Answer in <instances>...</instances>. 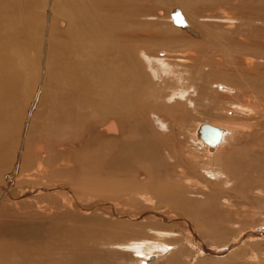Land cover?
<instances>
[{
	"label": "bare ground",
	"instance_id": "obj_1",
	"mask_svg": "<svg viewBox=\"0 0 264 264\" xmlns=\"http://www.w3.org/2000/svg\"><path fill=\"white\" fill-rule=\"evenodd\" d=\"M139 1L49 0L47 3L49 8L46 6L47 13L57 18L53 21V26L49 28V34L52 37H50L49 41L52 42H48L51 43L50 45L53 44V48H50L55 50V61L59 71L57 80L59 88L61 84L58 98L59 115L56 122L75 130L70 133L63 132V135L67 134L63 139L47 145H40L37 147V153H39L41 160L45 161V163L55 161L61 157L69 159L72 156L68 155L69 149L75 148L78 142L86 143L88 140L86 135L89 136L87 145H96L99 138L106 135L110 142L109 148L106 150L105 146L106 151L104 154L103 149L96 151L98 154L97 158L101 160L103 158V161L106 159L107 171L106 176L103 178L109 179V181L106 180V184L103 187L104 193L110 194L112 191L119 189L133 192V195L140 192L143 194L142 201L144 203L146 201L151 206L149 205L143 212H139L136 215L126 214L127 210L116 208L108 201V203L99 200L97 203L90 200L82 201L75 195V190H72L74 187L63 186L62 184L56 185V183L48 186L29 184L27 185L28 190L15 192L13 188L21 181L14 177L15 173L5 180L3 170H5L4 168H6L12 158L10 156V152L12 154V137L17 133L14 125L16 120L13 118V114L18 112L16 111L17 105H15L18 99V81H15V77L12 74L5 73L0 69V169L2 170L0 172V182L3 179V182L0 183V264H93L94 257L91 259L89 254L78 256L79 254L75 253L82 237L78 233V228H64L61 224L53 221L51 222L52 224L44 226L42 223H38L39 221H22L23 219L20 220V217L11 214L13 206H19L26 201L29 202L30 206H33L35 202L38 206L39 203L37 201L40 199L34 194H49L48 196H52L50 194H53V191L64 194L65 198L68 196L69 199L65 200H69L73 207L82 212L99 211L100 209L104 210L112 207L117 213L112 215H119L126 219H132L130 218L132 215H134V218L137 217V219L147 218L149 222L141 226L153 230L154 234L142 235L140 238H136L139 241L134 240L129 244L113 243L137 248V253L140 255L133 257L132 254L122 253L123 257L128 256L130 258V264L131 262L133 264H159L160 260L165 261L166 264H189L188 258L192 255L187 246L189 243L195 245V248H197L195 250L199 252L211 251L205 241L199 239L197 234H204L210 238V236H214L221 229L227 232L231 229L235 232V237L242 233L241 238H249L248 245H251L254 250L257 249L254 248L255 246L263 242L264 233L259 235L258 232L253 230L243 233L244 229L251 225H247L249 218H252L250 221L253 222L254 227L264 225V210H262L264 207L260 210L258 208L253 209V206L248 202V204L242 203L245 198H248V195H245L248 191L256 196L261 194L258 187H253L250 183L249 186L247 185L245 188L240 189V194L237 190L235 191L231 188V194H227L228 196L220 195L221 197L219 196L220 198H218L220 200L224 198L225 201L221 202L223 211L218 212L219 215L217 217L216 215L210 217L209 214L211 213L208 212V209H203L202 205H198L192 200H187L185 193L201 194L206 201L212 198L211 196H215L216 193L210 191L207 185L193 191L186 187V185L189 186L188 179L192 175L201 178L203 176L199 175V173L202 174L203 172H207L215 177L216 180L224 177L222 182L225 184L229 183L233 177L239 176L245 169L254 172V174L263 175L264 150L260 152L257 149L264 148V103L261 100V97L264 98V84L256 88H249L244 84L237 87L229 82L213 79L211 72H205L200 65L192 63L188 66L185 63L187 56H175L177 62L174 61V65V63L168 61L170 60L168 59V57H171L170 55L165 54L164 57H161L160 54L151 55L147 54L143 47H134L137 45L135 42L138 39L135 31H138L137 29L140 27L136 19L141 15L156 16L152 10ZM156 1L160 2L161 0ZM157 13L164 15L161 8ZM173 17L172 15L171 18ZM4 18L0 16V38L8 35L6 33L7 30L5 31L3 28L8 29L9 27ZM170 25L172 26V24ZM127 27H130L132 32L125 33V28ZM188 27L190 30L191 24ZM12 29L22 32L24 31V25ZM13 30L12 32L14 33ZM191 32L193 33V31ZM197 34L199 35V33ZM72 36L81 40V42L69 45L67 39ZM149 37L156 39L152 35ZM11 38L12 36L7 39L6 44L4 43L1 45L2 47L0 46V62H4L5 57L8 58L4 54ZM14 38H16L15 34ZM69 42L73 43L74 41L71 40ZM218 42L221 41L219 40ZM152 43V46H156ZM89 44H91V50L85 52ZM222 48H225V44H222ZM237 50L243 54L240 49L237 48ZM141 53L146 57L147 61L151 62V69L156 72L155 75L158 74V76L162 77L161 74L163 72L168 75L166 76L169 78V82L172 83L166 94L154 93L150 90L153 92L151 93L146 83L143 82ZM71 55L78 61L72 60ZM152 57L161 63L160 65H162L163 69L158 67V70L155 68L156 65L152 63ZM7 58L6 61L8 60ZM252 58V56L249 57L247 55L245 61L243 59L244 63L248 64V68L253 63ZM237 64L239 66V63ZM88 65H91L90 67L92 68L94 67L92 75L90 74L92 78L90 75V77L88 76V72H85V68ZM104 66L105 68L102 69ZM259 69L264 70V66ZM220 86L223 87L222 90H219ZM213 88L216 89L214 90ZM208 90H210V93L214 92L220 97L235 91L232 94L234 95L233 97L240 96L245 102H254V106L251 107L249 103L233 101L227 97L230 102V108L226 109L225 112H231L232 114L237 112L239 116H231L232 120L225 124L219 122H196L197 124L195 123L196 125L191 129V139L201 148V155L187 149L185 144L181 145L182 141L179 140V143L176 139L177 143L173 145L161 144L168 151L169 160H165L161 164L160 162L154 164L157 157L152 151L157 146L155 144L149 145L146 141L135 140V137L139 136L142 131L143 123L145 124L144 120H141L142 123H140L141 121L137 119V112L138 116L143 115V110L156 114L165 129L170 132L177 129V134L179 135L182 134V129L186 123V113H184L185 109H180L178 106L184 105L188 107L190 103L195 106ZM193 94L196 96H193ZM143 95L145 96L144 100ZM160 98L164 99V101L158 103ZM213 105L218 104L210 103L208 106L211 108ZM221 109L224 110V107H221ZM29 115H32V112ZM4 122L8 123L7 127H2ZM147 130L149 129L147 128ZM28 131L25 134L26 138H28ZM109 134H112V136H109ZM29 138L32 139L33 137L30 136ZM140 142L144 143V145ZM29 143V140H25L22 152L24 159L21 157L22 164L30 163L28 159L25 160ZM231 149H233V158L231 160L228 158L225 161L226 152L228 151L229 153ZM254 154L256 155L255 157H253ZM197 157H201V160ZM144 166L148 168V172L141 182L122 178L124 174L134 172L137 167ZM54 170H57V168ZM48 174L50 173L48 172ZM23 177L21 176L20 179ZM225 179L227 180L224 181ZM247 180L246 182H248ZM132 200L139 202L138 198ZM58 203L59 201H54V207H57ZM164 205H167V210L163 209V212H155V209H161ZM31 214L26 213L25 216L31 219ZM213 217L219 222L215 223L211 220ZM38 218L41 219V217ZM123 223L130 225L125 221ZM162 223L172 224L178 229L163 230L156 228V225H154ZM95 229L97 230L98 228H94V231ZM177 234L178 236H176ZM114 240L119 239L116 237ZM152 240L156 242L150 243ZM147 242L150 245H147ZM231 246L234 247L233 245ZM243 250L245 251V248ZM254 250L252 251L255 254V258L258 256L264 261V253H257ZM68 252L71 253V256L67 255ZM239 254L243 255L242 248ZM235 256L238 258L237 253ZM149 258H151L150 262L148 261ZM240 261L242 262V260ZM246 261L244 260L242 264H250ZM252 264L255 263L252 262Z\"/></svg>",
	"mask_w": 264,
	"mask_h": 264
},
{
	"label": "rangeland",
	"instance_id": "obj_2",
	"mask_svg": "<svg viewBox=\"0 0 264 264\" xmlns=\"http://www.w3.org/2000/svg\"><path fill=\"white\" fill-rule=\"evenodd\" d=\"M140 1L141 4H144L145 7L152 10L157 17L141 15L136 19V21L139 22L138 26L140 25V27L137 29L138 31H135L137 32L135 35H138V39L135 42L137 45L134 47H143L145 48V52L151 55L160 54L161 57H164L165 54L170 55L171 57H168V59H170L168 61L174 63V65L175 62H177L175 56H187L188 58L185 63L188 66L192 63H195L198 66L200 65L205 72H211L213 79H220L237 87L243 86L244 84L246 87L256 88L257 86L264 84V70L259 69L264 66V0ZM48 2L49 0H0V16L3 18L7 16L4 19H6V24L9 26L8 29L3 27L5 31L7 30L6 33L8 35L7 37L4 36L0 38V46L7 42V39L12 36L9 41L10 43H8V48H5L7 50L4 55L8 56V58L5 57L4 62H0V69L5 73L12 74V76L15 77V81H18V99L17 104H15L17 105L16 111L18 112L17 114H13V118L16 120L14 125L17 133L12 137V154L10 152L12 158L6 166L8 170L6 168H4L6 172L3 170L4 178L7 180L10 175L15 173L14 177H16L18 181H21L15 185L16 189L13 188L15 192L28 190L27 185L29 184L48 186L53 183V185H55L56 183V185L62 184L63 186L68 185L71 188L74 187L72 190H75V195L78 199H82V201L90 200L96 203L98 200L104 202L108 201L116 208L127 210L125 212L126 214L136 215L139 212H143L145 208L149 205L151 206V204L142 201V193L138 192L133 195V192L122 189L114 190L115 192L112 191L110 194L104 193L103 191L106 180L109 181V179L103 178L106 176L107 171V166L105 165L106 159L103 161V158L102 160L97 158L98 154L96 151H101V149H103L104 154L107 148H109L110 142L106 135L99 138L96 145H87L89 136L86 135V138H88L86 143L82 141L78 142L75 145V148L69 149L68 155H72L69 159L61 157L59 159L57 158L55 161H48V163H45V161L43 162L41 160L39 153H37V147L40 145H47L51 142L63 139L67 136V134L63 135V132L70 133L75 130L69 126L60 123L58 124V122H56L59 115L58 98L61 84L59 88V84L57 83L59 71L55 61V50L50 48L53 44L50 45L51 43H49L52 42L49 41V39L52 38L49 34V28L53 26V21L57 17L48 15L46 8ZM47 7L49 8V5ZM160 8L164 15H159L157 13ZM172 15L174 16L173 18H171ZM141 22L146 23L143 24ZM170 24H172V26ZM189 24L192 26L190 27V30L188 29ZM21 25H24V31L22 32H19L18 30L14 31L12 29L17 26L20 27ZM129 31L132 32L130 27L125 28V33ZM191 31H193V33ZM195 31L199 33V35ZM14 34L16 38H14ZM150 35L155 36L156 39H151L149 37ZM69 39H67L69 45H75L81 42V40L74 36L69 37ZM71 40L74 42H69ZM217 40H220L221 42H218ZM129 43L132 44L131 42ZM151 43L156 46H152ZM222 44H225L224 49L222 48ZM237 48L240 49L244 55L238 50L236 51ZM90 50L91 44L88 45L85 52ZM247 55L253 57V63L250 64L249 68L247 67L248 64L246 65V63H244ZM6 58L8 59L7 61ZM72 60L78 61L75 57H72ZM140 60H142L141 62L143 66L141 68L142 77H144L143 82L146 83L148 90H151L154 93L159 92L166 94L172 83L169 82V78H167L168 75L164 72L161 74L162 77L158 76V74L155 75L156 72L151 69V62L147 61L142 53L140 55ZM152 63L156 65V69H158V67L163 69L162 65H160L161 63L153 57ZM237 63H239V66ZM90 66L88 65V67ZM88 67L85 68V72H88L89 76L90 74L92 75V69H94V67H90L91 69H88ZM104 68L105 66L102 67V69ZM222 88L223 87L220 86L219 90H222ZM213 89L215 90L216 88ZM233 93H228L220 97L214 92L210 93V90H208L195 106L192 103H190L188 107H185L184 105L178 106L180 109H185L184 113H186V123L182 129V134L179 135L177 134V129L176 131L171 132L168 131V129H165L156 114L143 110V115L138 116L137 112V119H139V121L144 120L143 122H145V124L143 123L142 131L139 136L135 137V140L146 141L149 145L155 144L157 146V148L152 151L157 157L155 158L156 160L154 161V164L157 162H160L161 164V162L169 160L168 151L164 149L165 146L163 147V145L164 143L165 145H173L177 143L176 139L182 141L181 145L185 144L187 149L201 155V148L191 139V129L197 123L219 122L225 124L232 120L231 116H239L237 112L234 114L231 112H225L226 109L230 108L229 99L241 102L244 100L241 99L240 96L233 97ZM193 96L196 95L193 94ZM143 97L144 100L145 96L143 95ZM261 100L264 103V98L261 97ZM158 101V103H161L164 99L160 98ZM149 102L152 103L151 101ZM210 103L218 105H213L209 108L210 106L208 105ZM243 103H249L251 107L254 106V102L243 101ZM216 106H219V108ZM220 106L224 107V110L221 109ZM253 111L255 112V108ZM31 112L32 115L28 116ZM142 121L140 123H142ZM7 126V122L2 124V127ZM147 128L149 130H147ZM27 130H29L27 132L28 138H26L25 135ZM153 133L156 135H153ZM170 134L172 135L170 136ZM30 136L33 138L30 139ZM109 136H112V134H109ZM25 140H29L30 142L27 149V157L25 158V160L28 159L30 162L28 164H22L21 162V157L24 159L22 152ZM31 140L33 141L31 142ZM142 144L144 145V143ZM231 150L229 153L228 151L226 152L227 154L224 158L225 161H227L228 158L229 160L233 158V149ZM257 150L262 152L264 148ZM255 156L256 155L254 154L253 157ZM197 158L201 160V157ZM56 168L57 170H54ZM147 169L146 166L137 167L134 172L126 173L122 178L141 182L147 176ZM46 171L50 174H48V172L45 174ZM0 172H2L1 169ZM199 175H202L205 179L203 180V177L199 178V176L195 177L192 175V177L188 179L189 186L186 185V187H189L191 191H193L201 189L203 186L207 185L210 191L216 193L215 196L217 198L211 196L212 198H209V200L206 201L203 195L189 192L185 193V196L187 200H192L194 203L202 205L201 207L203 209H208V212L212 214L208 213L210 217L213 215H216L217 217L219 215L218 212L223 211L221 202H224L225 199L221 198L220 200L219 198L221 196L229 194L231 188L235 191L237 190L240 194V189L245 188L247 185L249 186L250 183L253 187H258L261 194L256 196L248 191L245 195H248L249 199L245 198L242 203H249L253 206V209L258 208L260 210L264 207V173L263 175H258L245 169L243 173L239 176H235V178L233 177V179H230L229 183L227 182L226 184L222 182L224 177L216 180L215 177L207 172H203L202 174L199 173ZM21 176L24 177L20 179ZM226 180L227 179L224 181ZM246 180L249 183L246 182ZM53 192L55 194H50L52 196H48L49 194L39 195L40 193L34 194L40 199L37 201V203H39L38 206L36 202L35 204L33 203V206H30L29 202L26 201L19 206H13L11 208V214L20 217L19 219H23L22 221H39L38 223H42L44 226L52 224L51 222L53 221L61 224L64 228H78V233H80L82 237L76 247L75 253L79 254L78 256L89 254L91 259L94 257L93 264H130V258L126 255V257H123L124 255L122 256V253L124 254L126 252L132 254L133 257L140 255L137 253V248L117 244H129L134 240H137L136 238H140L142 235L154 234L153 230L141 226L142 224L144 225L149 222L147 218L137 219V217L134 218V215H132V217H130L132 219H126L119 215H112L117 214L112 207L104 210L100 209L99 211L94 210L90 212H82L73 207L69 200H65L69 199L68 196L65 198L64 194L57 191ZM237 196L239 195L237 194ZM136 198H138L139 202H134L132 200ZM54 201H59L57 207H54ZM166 208H168L167 205H164L161 209H155V212H163V209ZM26 213H32L31 216L33 218L31 217V219H28L25 216ZM38 217H41V219ZM214 218L215 217L211 220L215 223L219 222V220ZM250 220H252V218H249L247 225H251L247 226L243 233L245 234V232L253 230L258 232L259 235L260 233L262 235V233H264V225L254 227L255 225L253 226V222ZM124 221L130 225H125L123 223ZM154 225H156V228L163 230H169L172 228L174 230L178 229V227H175L172 224L162 223ZM94 228L98 229H95L94 231ZM229 230V232L223 229L218 230V232L214 236H210V238L209 236L198 233L197 235H199V239L205 241L208 249L211 251L199 252L198 250H195L197 249L195 248V245L189 243L187 246L190 250V254H192L188 258L189 264H242L244 260H247L246 262H249L250 264H252V262L255 264H259V262L260 264H264L261 257L257 256L258 258H255V254L252 251L254 249L251 248V245H248L250 241L249 238H241L242 233L235 237V232L231 229ZM176 236H178V234ZM116 237H118L119 240H114ZM114 242L117 244H113ZM154 242L156 241H150V243ZM150 243L147 242V245H150ZM241 248L243 255L239 254ZM243 248H245V251ZM254 248H257L254 250L257 253H264V240ZM236 253L238 258L235 256ZM67 255L71 256V253L68 252ZM249 257L254 258L250 259ZM240 260H242V262ZM148 261L150 262L151 258H149ZM131 264L133 263L131 262ZM159 264H166V262L160 260Z\"/></svg>",
	"mask_w": 264,
	"mask_h": 264
},
{
	"label": "water",
	"instance_id": "obj_3",
	"mask_svg": "<svg viewBox=\"0 0 264 264\" xmlns=\"http://www.w3.org/2000/svg\"><path fill=\"white\" fill-rule=\"evenodd\" d=\"M217 130V129H216ZM207 139H208V137H207Z\"/></svg>",
	"mask_w": 264,
	"mask_h": 264
}]
</instances>
